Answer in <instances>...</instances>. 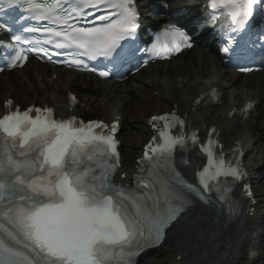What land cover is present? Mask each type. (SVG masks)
I'll return each instance as SVG.
<instances>
[{"label":"bare ground","instance_id":"6f19581e","mask_svg":"<svg viewBox=\"0 0 264 264\" xmlns=\"http://www.w3.org/2000/svg\"><path fill=\"white\" fill-rule=\"evenodd\" d=\"M136 2L147 8L142 11L149 17L144 24L154 29L166 22H187L191 16H199L207 0ZM238 8L245 10L241 3ZM220 17L216 13L213 20ZM0 87L3 94L12 95L17 102L29 97L39 99L42 104L52 105L59 115L75 113L85 118L94 114L110 121L126 117L129 130L136 131L134 136L141 134L140 139L149 131L147 109L151 107L153 114L167 108L180 111L187 128L196 130L200 136H205L209 125L214 126L221 140L233 133L237 143L232 147H240L247 157L264 160V148H258V143L264 142V69L239 74L221 67L213 55L202 53L199 48L192 47L169 61L155 62L128 75L121 83L101 81L65 69L51 71L46 66L30 62L20 71L2 74ZM211 90L214 91L212 96ZM69 94H76L80 99L74 108L68 105ZM216 96L219 100L214 102ZM197 98L199 102L195 103ZM247 102L253 106L246 113V119L242 115L228 118L230 111ZM3 110L4 107L0 106V113ZM129 133L122 134L121 143L126 148L138 149V145H132ZM188 156L190 166L181 168V171L190 177V170L196 169L199 160L193 151ZM124 158L128 160V157ZM257 169L260 168L252 171L254 183L259 178L255 177ZM118 182L131 184V178L125 175L123 179L119 177ZM254 212L251 218H244L241 226L238 222H228L223 229L221 224L225 221L217 213L205 207H195L168 232V239L177 247V256H181L180 261L172 264H235L245 241L251 251L250 259L264 262V223L256 208Z\"/></svg>","mask_w":264,"mask_h":264},{"label":"rangeland","instance_id":"374dc122","mask_svg":"<svg viewBox=\"0 0 264 264\" xmlns=\"http://www.w3.org/2000/svg\"><path fill=\"white\" fill-rule=\"evenodd\" d=\"M4 93V90L0 87V95L2 96V94ZM12 96V95H11ZM12 99L15 100V98L12 96ZM30 100H34L35 103H41L40 100H35L31 97H29ZM3 100V97H2ZM1 101V99H0ZM16 101V100H15ZM21 104H25L28 101L25 99H22L19 101ZM18 102V103H19ZM148 110V114H153L155 113L153 109H147ZM163 111H168L167 109H161L160 112ZM158 113V111H156ZM178 113L181 114V112L178 111ZM91 117H96L94 115H92ZM109 120V119H108ZM120 125H121V132L119 134V139H122V134H125V132H130L129 135L131 136V142L132 145L136 146L138 145V149L135 148H126L123 144L121 145V154H122V168L126 173H130L133 167V162L134 159L138 156L139 154V149L140 147L145 143V141L148 138V134L144 135L143 139L141 138V134H138L136 136L133 135V133H135L136 131L130 129L129 130V121L127 120V118L125 117L123 120L120 121ZM128 125V126H127ZM128 129V130H127ZM234 140V134H228L226 136H224L223 141H224V145L226 147H230L232 145V141ZM260 144V146H259ZM258 148L263 149L264 148V142H259L258 143ZM129 151H132L129 153ZM124 157H128V160H125ZM246 164L249 167V169H251V171H253V169L255 168H260L257 169V173L255 175V177H259L257 183H254V188L256 191V194L258 196V205L257 208L258 210L261 212V214L263 215V223H264V160H259L257 157L255 159V157L253 156H249L246 159ZM222 226V224H221ZM264 228V225H263ZM171 240H166L165 244L163 246H161L159 249L155 250L154 252H152L147 258L143 259L142 262H140L139 264H172V262H175V258H176V254H177V247L173 245V243L170 242ZM247 241H245L244 245L242 246L241 250H240V254L238 256V260L235 262V264H264L263 260H251L248 256V250L246 249V245Z\"/></svg>","mask_w":264,"mask_h":264}]
</instances>
